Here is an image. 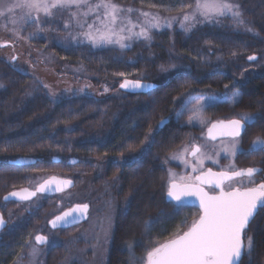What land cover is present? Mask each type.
Segmentation results:
<instances>
[{"label": "trees", "instance_id": "16d2710c", "mask_svg": "<svg viewBox=\"0 0 264 264\" xmlns=\"http://www.w3.org/2000/svg\"><path fill=\"white\" fill-rule=\"evenodd\" d=\"M113 1L168 13L184 12L194 4V0ZM236 2L246 22L239 27L224 19L217 24H198L189 32L163 29L154 31L149 41L138 40L123 51L71 42L49 45L61 60L60 74L118 88L117 93L104 98L52 97L35 77L16 70L9 60L0 57V212L10 211V216H4L7 225L0 232V264H20L28 259L36 230L64 209L47 202L42 205L39 197L21 204L2 201L8 192L33 187L54 173L56 165L48 161L54 155L93 154L100 160L95 170L106 174L98 183L113 181L118 205L124 200L115 215L105 264H130L128 242L133 243L136 257L145 256L146 249L165 242L177 230L186 231L198 218L197 206L184 204L175 212L174 202L165 197V161L190 134L198 133L174 120V109L179 105L173 104V98L189 93L226 96L237 92L238 104L222 101L206 108L205 114L213 119L235 118L243 112L256 116L255 124L246 126L242 135L240 147L244 152L254 137H264V0ZM252 55L257 60L248 62ZM162 65L169 70L162 71ZM125 79L153 83L155 87L142 93L124 92L119 85ZM161 117L169 118L168 123L158 127ZM150 129L155 130L154 143L150 151L139 154ZM120 155L139 158L116 168H107L100 159ZM20 157H33L35 162L14 164ZM232 163L237 168L259 165L262 171L255 180L264 178L262 152L237 153ZM227 164L229 160L223 158L222 165ZM84 177L79 175L77 182L83 183ZM150 219L146 229L145 221ZM80 226L67 237L65 233L59 235V242L88 245L80 238L86 225ZM249 228L255 246L251 256H243L242 264H263L264 209H259ZM59 242L43 255L41 264L62 262L73 245L69 242L71 247L66 248Z\"/></svg>", "mask_w": 264, "mask_h": 264}, {"label": "snow or ice", "instance_id": "6c2138e0", "mask_svg": "<svg viewBox=\"0 0 264 264\" xmlns=\"http://www.w3.org/2000/svg\"><path fill=\"white\" fill-rule=\"evenodd\" d=\"M189 7L191 11L185 12L179 21L181 28L186 32L191 31L197 23L217 24L223 19L232 20L238 27L246 24L242 18L240 5L235 0H194V4ZM131 11V9L121 8L113 0H0V18H4L14 26L28 22L34 23L37 31H43L40 28L41 14L45 18L44 22H54L57 13L68 12L69 20L63 25L65 29H69L73 22L79 29L87 28V31H82L79 36H73L69 32V37L73 40L82 37L94 46L118 44L121 48H125L129 45L124 41L134 37L150 40V30L161 27L160 17L147 12L141 13L145 17V22L136 32L134 29L137 25L125 15L126 12ZM91 15L95 16V20L88 23L87 18ZM166 26L171 27V21H168ZM248 30L251 31V29ZM12 31L15 32L16 29L13 28ZM30 35L35 36L36 32ZM12 59L16 58L12 57ZM248 59L252 61L256 57L249 56ZM161 70L169 69L162 65ZM44 87L48 86L44 85ZM120 87L137 90L150 89L153 85H146L140 80H125ZM225 87L228 86L225 85ZM219 102V98L215 95H192L191 93L182 95L173 98V104L179 105L178 109H174V115L177 120H180L185 113H190L186 124L199 125L202 130L207 128V138L211 141L221 138L219 149L215 152L217 156L221 152L225 157H235L237 153L252 155L258 151L264 152V137L261 136H256L251 141L247 152L240 147L242 133L246 132V126L255 124L256 116L243 112L236 118L226 120L211 121L205 118V109ZM227 102L233 105L238 104L240 102L238 94L233 95ZM168 119L161 117L158 127L165 126ZM149 131L151 132V129ZM145 139L148 142L144 144L142 152L150 151L154 143V140L147 136ZM205 147L206 145L197 144L193 139L173 152L170 159L183 160L186 166L191 165L193 173L199 174L182 176L177 181L175 175L169 171L166 184V198L169 202H174L175 212H179L190 197H196L199 200L198 218L192 220L186 231L177 230L165 242L146 249L145 256L136 257L133 243L128 242L126 248L130 254V264H242L244 255L251 256L255 238L254 235H249V226L259 209H264V182L257 183L255 180L256 174L262 170L254 166L237 168L232 163L220 171H213L212 168L203 171L205 160H212L214 164L218 163L205 151ZM187 157H191V161ZM71 184V180H61L51 176L42 179L34 191L22 188L11 192L5 200L18 197L26 201L36 196L38 192H62ZM206 186L211 191H206ZM217 189L218 192H216ZM88 207V204H77L55 216L49 223L53 228L73 225L87 213ZM4 223L3 217L0 216V227ZM150 224L151 219L145 221V228H149ZM34 240L35 244L29 245L28 264H38L39 245L53 243L43 235H36Z\"/></svg>", "mask_w": 264, "mask_h": 264}, {"label": "rangeland", "instance_id": "374dc122", "mask_svg": "<svg viewBox=\"0 0 264 264\" xmlns=\"http://www.w3.org/2000/svg\"><path fill=\"white\" fill-rule=\"evenodd\" d=\"M113 2L125 10H132L131 12H126L125 15H127L131 19V21L137 25V27L134 29V31L136 32L140 30V25L145 22V17H143L141 13L147 12L158 15L160 17L161 27L151 29L150 36L154 31H160L163 29H176L184 31L181 28L179 21L185 12L191 11V8H189L188 10L180 13H168L159 10L134 6L131 3H118L115 1ZM44 20L45 18L41 14L40 28H42L43 31H37V26L34 23L28 22L26 24H18L14 26L11 23L7 22L4 18H0V45H3L0 46V57L9 60L16 70L35 77L43 87L44 85H47L48 87L44 88L52 97L55 98L77 96L104 98L118 92V88H112L110 85L105 83L101 85H94L87 79L74 77L70 74H60L59 67L61 64V60L48 47L51 44L64 46L68 42L76 43L77 45H87L92 48L115 47L120 51H123L127 47L121 48L118 44H99L94 46L91 42L83 39L82 37L76 40L71 39L69 37V32H71L73 36H79L82 31H87V28L83 30L79 29L73 22L72 26L69 29H65L63 25L69 20L68 12L57 13L54 18V22H44ZM94 20V15H91L87 18L88 23H92ZM223 20H221V22ZM168 21H171V27L166 26ZM230 22L234 24L232 20H230ZM198 24L203 23H197L196 26ZM13 28L16 29L15 32L12 31ZM33 32H36L35 36L30 35ZM138 40L144 39L142 37L139 39H136L134 37L131 40L124 41V43L130 46L132 43ZM12 57H15L16 59L13 60ZM105 89H107V91H105ZM235 94L238 93L233 92L231 95L215 96H217L219 98V101L222 102L228 101ZM189 115L190 113H185V115L180 120H177L174 115V120L180 121V124L198 130V133L190 134L189 138L184 143L192 141L194 139L195 143L206 145L205 151L209 155H212L213 160L218 161V163L214 164L212 160H205L203 171H205L208 167L219 170L226 168L227 165H230L233 157H225L222 152L218 156L215 155V152L219 149L221 141L208 142V140L205 138L206 128L202 130L199 125L191 126L186 124ZM204 116L208 120H211L205 113ZM182 145L174 150V152L179 150ZM170 156L164 164L167 167V174H169V171H171V173L175 175L177 181H179V178L182 176L199 174L193 173L191 165L186 166L183 160L170 159ZM222 158L228 159L229 164L221 166L222 163L220 164V160ZM187 159L191 161V157H187ZM170 165H176L178 168L175 169ZM83 170L85 171L82 172V175L80 177L85 176V181L81 184L78 183L79 186L76 189H73L71 192L75 200H78L79 202L89 201L92 205L89 216L83 223V225H86V227H84L85 229H81L80 236V238H82L84 242L89 244L86 246H78L75 245L73 241H69L71 245H73L72 248L67 251V254L62 262H58L57 264H105L108 245L113 233L115 215L118 212L117 210L119 206L124 205V200H122L118 205L116 199L111 200L109 197H107V193L109 194V196L110 194L115 196V189H113L114 193L110 191L112 188H115L113 181L109 183V186H106L107 184H104V188L100 186L98 181H95V172H93V174H91L90 176L88 174L85 175L83 173L87 171L86 168L84 169V167H79V172ZM96 171L98 172V170ZM108 188H110L109 191ZM80 227L82 228V225ZM51 238L55 240L54 236H52ZM69 242L63 241L59 242V244L60 246L62 245L67 248V246L71 247V245L68 244ZM41 261H43V254L40 252V255L38 257V264H41ZM20 264H28V259L22 261Z\"/></svg>", "mask_w": 264, "mask_h": 264}, {"label": "flooded vegetation", "instance_id": "af4514ba", "mask_svg": "<svg viewBox=\"0 0 264 264\" xmlns=\"http://www.w3.org/2000/svg\"><path fill=\"white\" fill-rule=\"evenodd\" d=\"M204 113H205V111H204ZM209 118L211 119V121H216L218 119H225V120L226 119H232V118H216V119H213L211 117H209ZM206 131H207V128L205 130V138L208 140V142H218V141H221V138H218L216 141H211L210 139L207 138ZM154 134H155V130L154 129H151V132H149V139H153ZM242 135H243V133H242ZM242 135L240 137V142H241ZM147 142L148 141L146 140L145 141V144ZM142 148H143V146L140 148V150L138 152L139 154H142L143 153L141 151ZM262 153L264 155V152H262ZM138 158L139 157L126 158L124 155H120V156H108L106 158L103 157V158H100V159L102 161H105L106 162L107 168H109V167H115L116 168V167H123L126 164H130V163L134 162L135 160H137ZM96 159L97 158L93 154L88 155V156H84V157L83 156L80 157L76 153H71L69 155L66 154L64 156L54 155V156H50L49 157L48 161H50L51 163H53L56 166H55V169H54V173H50L49 176H47L46 178H48L50 176H57V177L69 179V180L73 181V186L71 188H68V189H66V190H64V191H62L60 193H56V194H49V195H47V194H44V195L43 194H41V195L40 194H37L33 199H31V200H34L37 197H39L40 198V201L42 202V205L47 202L48 204H55L56 207H58V209H61V207L64 208V209H61V211L57 212L56 214L54 213L53 215H51L47 219V221H46V226L40 227L34 233V236H33L34 244H35L34 238H35L36 235H39V234H41L43 236H47L49 238V240L52 241V242L53 241H56V242L51 243L50 245H39L38 246V247H40V252L43 255H45V256L48 255V253L53 249V247H55L58 244V242L60 241L59 240V235L61 236V234L65 233V236L67 237L68 236V233L71 230H74L75 228H77L78 226H80V225H82L84 223L83 222L81 224H77V225H73V226H69V227H65V228L52 229V228L49 227V221L54 216L60 214L65 209L70 208V207H72L75 204H88L89 207H88V211H87V217L89 216L90 209L92 207V205L90 204V202L89 201L79 202L78 200H75L73 198V195H72V192L71 191L73 189H76L79 186L78 185V182H77V177L79 175L81 176L82 175V172L85 171V170H83V171L79 172V167H84V169L86 168L87 171L85 173H83L85 175L88 174L90 176L91 174H93V172H95V176H96V180L95 181H98L99 182V180H100L99 177H102V176L105 177L106 176L105 172H101L100 171V174H99V171L97 172L94 169V167L96 166V163L98 161ZM222 159L220 160V164L222 163ZM221 166H223V165L221 164ZM247 167H250V166H247ZM247 167H243V168H247ZM251 167H253V166H251ZM254 167H257L258 169H261L262 170L261 166H259V165H254ZM208 168H206V170ZM212 170L220 171L221 169L218 170V169L212 168ZM97 173H98V175H97ZM260 182H264V178H261V179H259L257 181V183H260ZM100 183H101L100 186H102V187H104V184H107L106 186H109L110 180H105V181L100 182ZM36 185L33 186V187H29V186H22V187H28L30 189H35ZM22 187H19V188H22ZM92 187H94V186H92ZM19 188H17V189H19ZM109 189L110 188H108V191H109ZM113 189H115V188H112L110 191L114 193V190ZM207 190L208 191H211L209 188H207ZM107 197H109L111 200H113V199H115L116 195L114 196V195H111L110 194V196H109V194L107 193ZM31 200L26 201V203L30 202ZM2 201H3V197H2ZM15 202H17V201H15ZM18 203L21 204L23 202H18ZM1 212H3V211H1ZM9 213H10V211L8 210V211H4L3 213H1V215L4 218V216H10ZM6 225H7V220H6ZM52 236L55 237L54 238L55 240H53L51 238Z\"/></svg>", "mask_w": 264, "mask_h": 264}, {"label": "water", "instance_id": "95a60500", "mask_svg": "<svg viewBox=\"0 0 264 264\" xmlns=\"http://www.w3.org/2000/svg\"><path fill=\"white\" fill-rule=\"evenodd\" d=\"M252 56H255V55H252ZM256 57V59L255 60H252V61H250L249 59H247V61L248 62H254V61H256L257 60V56H255ZM125 80H129V81H135V80H131V79H125ZM125 80H123L121 83H120V85L122 84V83H124V81ZM142 83H144V84H151V85H153V87L152 88H150V89H137V90H128V89H122L121 87H120V85H119V89L120 90H122V91H124V92H128V93H142V92H147L148 90H151V89H153L154 87H155V84H153V83H149V82H144V81H141ZM206 136H207V131H206ZM219 138V137H218ZM217 138V139H218ZM35 162V159L33 158V157H20V158H18V159H16L15 161H13V163L14 164H16V165H28V164H32V163H34ZM206 171V170H205ZM213 171H215V170H213ZM51 177V176H50ZM57 177V176H56ZM59 179H61V180H69V179H65V178H61V177H58ZM73 186V181H72V184L70 185V186H68V187H66L64 190H66V189H68V188H71ZM53 187H55V185H53ZM22 188H28V187H22ZM22 188H19V189H14V190H12V191H10V192H8L7 194H5L4 196H3V201L4 202H7V201H17V202H26V201H29V200H26V201H22V200H20L18 197H11V198H9L8 200H5V197H8L9 196V194L11 193V192H13V191H19V190H21ZM207 186L205 187V190L206 191H208L207 190ZM30 191H34L35 189H30V188H28ZM219 190L217 189L216 190V192H218ZM56 193H60V192H57V191H48V192H44V193H37V194H47V195H49V194H56ZM36 194V195H37ZM35 197V196H34ZM34 197H32L31 199H33ZM165 197H166V195H165ZM30 199V200H31ZM166 200L167 201H169L167 198H166ZM185 204H187V205H195V206H197L199 209H200V207H199V200L196 198V197H190L186 202H185ZM75 205H77V204H75ZM75 205H73L72 207H74ZM71 208V207H70ZM69 208H67V209H65L64 211H67ZM62 213V212H61ZM60 213V214H61ZM60 214H58V215H60ZM0 216H2L1 215V213H0ZM57 216V215H56ZM3 217V216H2ZM55 218V216L51 219V220H53ZM86 218H87V213L83 216V217H80L79 219H78V222L77 223H75V224H73V225H77V224H81V223H83L85 220H86ZM4 219V218H3ZM50 220V221H51ZM4 225L2 226V227H0V232L5 228V226H6V220L4 219ZM73 225H68V226H65V227H69V226H73ZM49 227L50 228H52V229H58V228H65V227H56V228H53L52 226H51V224L49 223ZM39 235H41V234H39Z\"/></svg>", "mask_w": 264, "mask_h": 264}]
</instances>
